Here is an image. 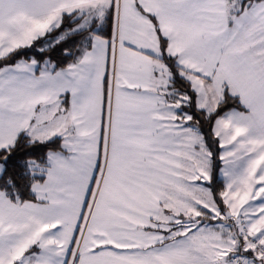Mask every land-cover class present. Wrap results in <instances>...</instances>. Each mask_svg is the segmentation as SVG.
<instances>
[{
	"label": "snow or ice",
	"instance_id": "obj_1",
	"mask_svg": "<svg viewBox=\"0 0 264 264\" xmlns=\"http://www.w3.org/2000/svg\"><path fill=\"white\" fill-rule=\"evenodd\" d=\"M0 264H264V0H0Z\"/></svg>",
	"mask_w": 264,
	"mask_h": 264
}]
</instances>
